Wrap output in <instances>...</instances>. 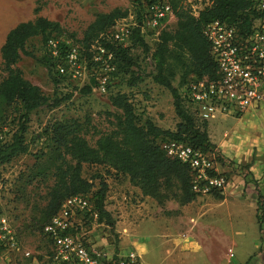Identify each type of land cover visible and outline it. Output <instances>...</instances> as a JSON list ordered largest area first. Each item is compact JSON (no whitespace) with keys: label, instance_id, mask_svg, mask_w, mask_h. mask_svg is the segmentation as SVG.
<instances>
[{"label":"rangeland","instance_id":"obj_1","mask_svg":"<svg viewBox=\"0 0 264 264\" xmlns=\"http://www.w3.org/2000/svg\"><path fill=\"white\" fill-rule=\"evenodd\" d=\"M208 1L185 0L195 16ZM115 9L126 11L125 19L138 24L133 0H0V48L9 30L36 17L58 26L57 30H49L51 35L80 45L94 17ZM174 27L175 23H171L166 30ZM143 37L151 50L154 39ZM25 50L29 56H21L17 67L24 79L41 90L47 103L29 117L24 135L27 153L0 166V219L7 220L19 245V252L0 245V264H51L52 246L33 226L53 185L50 176L32 177L40 164L43 166L52 146L45 130L54 122L73 120L94 147L101 136L115 128L120 112L111 106L110 98L116 94L127 96L140 124L149 120L161 130L173 132L178 119L170 92L152 80L151 51L133 49L135 65L128 74L117 71L114 62L113 71L96 70L108 79L107 91L102 95L93 91V78L84 85L65 80L56 84L52 76L55 72L48 73L40 63L46 52L40 36L27 40ZM4 77L0 58V81ZM132 78L134 84L130 83ZM179 83L176 79L173 86ZM252 114L247 118L220 117L207 124L208 140L215 152L235 166L253 163L249 179L228 174L229 184L220 200L211 195L195 198L184 206L176 201L160 206L150 198L142 199L125 175L107 166L82 165V177L93 184L94 190L100 181L107 184L105 209L115 225L109 228L87 222L81 224L79 237L107 260L117 250L121 258L133 256L136 264H245L249 258H256L252 264H263L258 259L263 244L255 199L258 192L264 200V106ZM17 120L11 110L2 126L13 134L18 128ZM240 141L245 145L238 147ZM122 217L129 221L123 224ZM117 223L124 227L117 229ZM188 235L200 244L180 251L176 243Z\"/></svg>","mask_w":264,"mask_h":264},{"label":"trees","instance_id":"obj_2","mask_svg":"<svg viewBox=\"0 0 264 264\" xmlns=\"http://www.w3.org/2000/svg\"><path fill=\"white\" fill-rule=\"evenodd\" d=\"M165 1L172 9L175 27L172 31H162L151 50L140 33L139 5L135 6L138 24L132 30L129 46L122 48L102 39L107 31L127 16V12L120 9L97 14L83 33L79 46L87 50L91 44L101 43L113 52L116 69L123 74H128L135 65L131 54L133 49L141 47L145 52L151 51L154 71L152 80L168 90L172 96L178 119L175 131H163L149 120L138 123L127 96L123 94L110 98L111 106L120 115L116 118L114 130L101 136L94 147L83 137L79 123L73 120L54 122L45 130L52 146L42 163L43 166L40 164L32 176H50L53 180L47 193L46 205L34 220L33 226L37 231L42 233L44 226L56 215L66 199L78 195L89 196L91 199L96 219L90 217L87 222L114 227L115 222L105 209L107 184L100 181L94 190L93 184L82 177V165L107 166L116 174L125 175L130 185L139 189L143 197L154 200L160 206L168 201H176L180 206L194 201L196 196L191 192L188 168L165 155L160 147L165 141L184 143L210 153L222 167L229 170V174L248 179L251 177L248 172L249 165L235 166L215 152V146L208 140L207 124L197 122L185 107L179 89L190 79L212 80L216 76V65L210 55V46L203 35L205 25L218 21L235 27L240 34H245L254 21L264 18V11L257 8V0H209L208 5L195 16L185 0ZM35 14H38L37 10ZM57 27L42 17H36L33 21L17 24L4 38L0 48L2 71L5 73L0 81V127H4L2 125L12 110L18 116V128L13 134L9 132V141L0 147V166L27 153L24 135L29 117L47 103L41 90L24 79L17 67L21 56H29L25 43L30 38L40 36L45 45L46 40L53 36L49 30H57ZM40 63L52 74L54 65L46 53ZM52 76L56 84L64 81L56 73ZM176 79L180 83L174 87L173 82ZM134 81L132 78L130 83L134 84ZM214 196L221 199L220 194ZM255 201L256 220L263 244L258 259L264 264V200L258 192ZM117 255L116 250L109 261L104 259L99 264H119L122 259ZM255 259L249 258L245 264H252L256 262Z\"/></svg>","mask_w":264,"mask_h":264},{"label":"built area","instance_id":"obj_3","mask_svg":"<svg viewBox=\"0 0 264 264\" xmlns=\"http://www.w3.org/2000/svg\"><path fill=\"white\" fill-rule=\"evenodd\" d=\"M133 5L140 6L142 36H151L156 41L168 25L175 23L172 9L165 0H133ZM257 8L264 11V0H257ZM136 26L122 19L102 39L125 48L130 45ZM203 35L210 46L216 76L212 80H188L179 89L185 107L200 124L220 117L241 118L259 110L264 104V18L254 21L245 34H240L233 26L214 21L204 26ZM44 47L58 77L77 85L89 83L93 78V91L106 93L108 79L98 75L96 70L113 71L114 54L101 43L95 42L85 50L69 40L52 36ZM9 138L7 128L0 127V147ZM160 147L168 158L188 168L191 192L196 198L224 194L229 184L228 173L214 155L175 141L162 142ZM90 217L96 219L89 196H74L62 203L42 230L52 246L51 264H99L107 260L89 249L77 233ZM0 245L19 252L16 236L5 218L0 219ZM121 259L119 264L136 263L133 256Z\"/></svg>","mask_w":264,"mask_h":264},{"label":"crops","instance_id":"obj_4","mask_svg":"<svg viewBox=\"0 0 264 264\" xmlns=\"http://www.w3.org/2000/svg\"><path fill=\"white\" fill-rule=\"evenodd\" d=\"M264 106V105H263ZM262 106V107H263ZM261 107V108H262ZM260 108V109H261ZM259 109V110H260ZM258 111V110H257ZM257 111H255V112H257ZM255 112H251V113H249V114H247V115H245V116H243L242 118H247L248 117V115H249V117H251L253 114L252 113H255ZM251 114V115H250ZM242 132V131H241ZM243 145H245V142L243 141H240V142H238V144H237V146L238 147H242ZM234 158V157H233ZM252 162L249 164V168H248V172L251 174L252 173ZM223 170L225 171V172H227L228 174H229V170H227L226 168H224L223 167ZM253 171H254V169H253ZM229 175H231V174H229ZM252 175V174H251ZM233 176H236V175H233ZM238 177H242L243 178V176H238ZM245 178V177H244ZM129 182V181H128ZM130 184V183H129ZM134 189H136L135 191H137V193H138V195L143 199L144 197L141 195V192H140V190L139 189H137V188H134ZM122 220H125V221H123L122 223L123 224H126V222H127V220L128 219H126V217L124 218V217H122ZM129 221V220H128ZM122 227H124V225L122 226V224L121 223H117V226H116V228L117 229H122ZM189 240H188V239ZM191 239V236L190 235H188L187 237H185V239L184 240H181V241H178L177 243H176V245H177V249H179L180 251H182V250H185V249H188L189 247H193V245H199L200 243L199 242H197L195 239H194V242L192 241V240H190ZM199 248H202V247H199ZM119 258H121V257H123V256H121V255H117ZM112 258V257H111ZM202 258V257H201Z\"/></svg>","mask_w":264,"mask_h":264}]
</instances>
